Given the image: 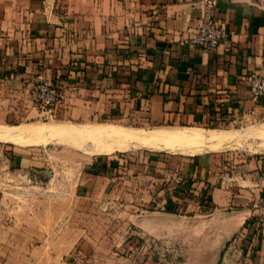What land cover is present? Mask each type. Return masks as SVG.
<instances>
[{
	"label": "crops",
	"instance_id": "crops-1",
	"mask_svg": "<svg viewBox=\"0 0 264 264\" xmlns=\"http://www.w3.org/2000/svg\"><path fill=\"white\" fill-rule=\"evenodd\" d=\"M203 9V0H0V126L44 117L208 132L264 121V95L252 97L246 82L264 73V0H213V16L233 33L212 52L190 40ZM33 78L60 90L49 116L35 102ZM202 143L97 153L80 170L83 202L145 231L160 221L167 251L183 253V264H264V237L249 225L264 195V156ZM38 145L0 139V190L23 184L0 204L25 209L0 212V264L33 258L17 238L41 235L42 206L58 204L55 159Z\"/></svg>",
	"mask_w": 264,
	"mask_h": 264
},
{
	"label": "rangeland",
	"instance_id": "rangeland-1",
	"mask_svg": "<svg viewBox=\"0 0 264 264\" xmlns=\"http://www.w3.org/2000/svg\"><path fill=\"white\" fill-rule=\"evenodd\" d=\"M96 0H68L73 5L81 6ZM36 124L40 126H56L67 125L76 126L85 131L92 130L100 125H113L118 127L151 130L156 126H148L141 124H123L118 122L103 121L100 124L85 125L74 124L68 121L40 118L36 120ZM89 126V127H88ZM264 126V121L248 124H237L235 126H227L222 128L232 135V139L223 146H219L217 150H228L229 152H238L245 158L255 156H264V133L260 131ZM92 127V128H91ZM165 129V128H163ZM173 130V128H167ZM252 129V130H251ZM256 130V131H255ZM255 131V132H254ZM257 132V133H256ZM235 134V135H234ZM245 134V135H244ZM251 135V136H250ZM261 136V137H260ZM42 141V142H41ZM90 142V143H89ZM43 150L46 148L55 159L56 164L53 183L55 189L52 193L57 196L58 204L43 205L41 213V235L30 237L19 236L17 238L20 246L29 245L33 253H26L27 257L33 256L32 259L26 260L23 264H183V253L173 251L170 245V252L167 251V245L162 241L161 222L155 221L154 230L145 231L144 229L130 222H119L107 218L104 207L91 206L83 202L84 193L78 189L81 182L82 174L80 170L84 168L96 155L94 145L87 140L83 146H73L71 143L63 139H59L52 135H41V140L37 141ZM186 146L193 145V142L183 143ZM182 144L179 148H162L178 151L184 148ZM196 144V143H195ZM237 145V146H236ZM147 146V147H146ZM13 147L20 148L19 145ZM84 147V148H83ZM152 149L149 145H131L126 149L119 151H129L136 149ZM116 152V151H114ZM73 164L74 172H65L66 165ZM45 181V180H43ZM72 183L75 187L72 196ZM67 186L68 188L66 189ZM19 186L14 180L5 182V193L0 190V197L10 196L17 197ZM83 192V191H82ZM48 193L42 191L41 197H47ZM67 202V203H66ZM0 212L2 209L13 215L22 216L25 209L23 206L10 204L3 206L0 204ZM95 209V211H93ZM3 211V210H2ZM19 220H24L21 218ZM16 220L20 226L23 221ZM21 228V227H19ZM51 250V252H50ZM19 257V256H18ZM19 262V263H18ZM17 263L21 264L19 259Z\"/></svg>",
	"mask_w": 264,
	"mask_h": 264
},
{
	"label": "bare ground",
	"instance_id": "bare-ground-1",
	"mask_svg": "<svg viewBox=\"0 0 264 264\" xmlns=\"http://www.w3.org/2000/svg\"><path fill=\"white\" fill-rule=\"evenodd\" d=\"M76 126H40V124L30 127L0 126V139L8 140L14 142L15 144L22 145L32 144L41 140V138L38 139L36 138V136L35 138H33L32 136L34 134H50L52 136L58 137L59 139H63L68 143H71L73 146H77L78 148L79 146H83L87 140H90L91 143H93L92 145H94V152L101 154L112 153L114 151H122L131 145L133 146L142 144L149 145V147L151 146V148L154 147L155 149L157 146L169 149L180 146L185 142H193L196 144H200L205 140L215 143L216 147H218L226 142H229L234 137H232L230 133L228 134L227 132L223 131L210 130L208 132H203L198 129L190 128L181 130H171L162 128H155L151 130H138L113 125H100L92 130L85 131ZM260 131L264 133V126ZM25 132H31L32 138H25ZM197 149L199 148L197 147Z\"/></svg>",
	"mask_w": 264,
	"mask_h": 264
},
{
	"label": "built area",
	"instance_id": "built-area-1",
	"mask_svg": "<svg viewBox=\"0 0 264 264\" xmlns=\"http://www.w3.org/2000/svg\"><path fill=\"white\" fill-rule=\"evenodd\" d=\"M204 9L200 24L190 40L203 49L212 52L219 45L227 44L233 32L227 30L213 16V0H203ZM246 82L251 95L258 98L264 95V73L253 71L246 76ZM34 99L41 112L47 116L52 114L57 102L61 98L60 90L56 85L42 78L31 80ZM254 215L249 224L255 233L264 237V195L260 196L253 205Z\"/></svg>",
	"mask_w": 264,
	"mask_h": 264
}]
</instances>
